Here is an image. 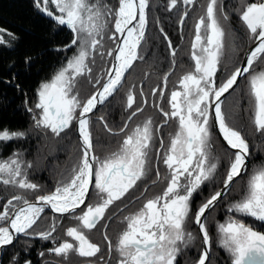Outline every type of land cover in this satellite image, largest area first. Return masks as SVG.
<instances>
[{
	"label": "snow or ice",
	"instance_id": "snow-or-ice-1",
	"mask_svg": "<svg viewBox=\"0 0 264 264\" xmlns=\"http://www.w3.org/2000/svg\"><path fill=\"white\" fill-rule=\"evenodd\" d=\"M34 2L39 10L55 19L59 25H67L73 31L74 38L66 47L79 45L78 54L50 82L41 84L38 90L39 101L35 106L42 112L36 124L38 127L49 128L59 136L70 127L73 120H77L83 154L79 165L73 169L71 178L59 184L51 194L37 197L39 204L29 202L21 195L7 200L0 211V221L7 222L6 226H0V248L11 245L18 234L29 235V230L40 219L45 206H50L56 213H75L76 209L85 204L94 178V187L98 190L100 201L95 205H87L86 211L75 217L79 222L78 226L67 229V236L77 243L66 240L49 250L57 256L66 257L69 252L75 251L80 256L93 257L100 248L90 242L84 229H94L104 218L109 206L124 197L149 171V149L153 139L151 119L146 120L142 126L137 125L126 135L120 149L101 161L92 155L90 120L87 118V114L98 104H103L118 90L133 62L143 59L138 49L144 40L149 0H119L116 10L107 8L100 0ZM183 2L192 4L194 0ZM50 3L55 6L59 15L49 9ZM176 4L177 0H170L169 7H175ZM105 9L106 11H102ZM218 9L226 20L227 16L223 15L218 0H208L206 15L201 16L195 26L191 52L194 70L180 79L181 90L171 92V112H164L166 117L178 118L179 122L178 130L171 138L163 158V163L170 170L167 188L161 195L148 199L136 213L124 217L126 229L116 245L121 257L119 264H176L177 255L181 251L180 245L194 239L192 233L186 232L184 227L191 211L190 200L193 193L217 169V164L210 161L208 152L210 108L214 107L215 119L223 139L235 150L224 180V188L227 189L246 170L249 144L240 131L229 125L221 109V97L233 88L242 74H249V91L254 101V124L257 130L264 132V68L253 71V65L264 60V0L244 6L240 19L249 30V39L257 43L247 55L245 66L236 68L219 86L216 85L215 76L224 48L225 30L217 15ZM104 15L114 17L115 33L121 34L123 40L108 52V55L114 56L116 63L106 73V81L101 83L97 78L96 85L99 88L82 102L78 94L74 93L76 78L85 71L91 72L86 61L91 51L102 46L101 39L97 37L102 36L107 27V20L101 22ZM134 21L136 23L133 26ZM3 31L0 29V32ZM3 42L4 38L0 35V43ZM169 47L171 48V41ZM171 54L173 57L176 55L174 49ZM134 102V95L129 91L128 108H132ZM138 111L142 109L137 108L132 112L129 120ZM124 127L127 128V124ZM123 131L122 128L121 132ZM24 135L23 132L3 129L0 130V142ZM23 163L18 157L0 161V182L25 190L38 189L37 184L28 180L27 172L22 168ZM156 175L159 178L158 170ZM222 194L221 191L215 192L195 214V223L199 225L205 245L198 264H206L209 260L211 244L202 218ZM229 211L264 223V167L249 177L244 195L229 207ZM55 230L53 223L50 231L31 234L49 239ZM219 232L222 234L221 246L229 252L232 264H264V232L255 230L253 226L234 217L220 224ZM25 264L31 262L26 261Z\"/></svg>",
	"mask_w": 264,
	"mask_h": 264
},
{
	"label": "trees",
	"instance_id": "trees-1",
	"mask_svg": "<svg viewBox=\"0 0 264 264\" xmlns=\"http://www.w3.org/2000/svg\"><path fill=\"white\" fill-rule=\"evenodd\" d=\"M206 1L194 0L192 4H185L183 0H177L176 6L170 8V0H149V4L154 3L156 7L153 8L152 6L153 13L150 16L152 24L151 18L148 17L151 26L147 24L149 29H146L144 40L138 49L143 59L134 62V66L126 73L121 87L88 118L95 155L98 153L104 155L106 153L103 151L107 149L116 150V148L121 147L122 140L127 135L129 124L132 122L131 120L139 116L138 113L150 115L156 126L164 128L155 132V143L152 141L154 146L149 149V177L140 180L131 193L128 192L129 195L124 196V198L133 200L132 203L143 200L142 197H144L147 189H144L143 186L145 183L149 184L148 181L157 178V170L159 171V178H161L162 170L159 164L162 163V157L157 148L154 151V147L171 132L175 123L174 118L164 115V112H169L164 101L166 100L165 103L168 104L170 91L177 87L185 73L194 70V62L191 59L192 42L195 26L200 17L206 14ZM253 2H260V0H218L223 15L227 16L226 20L223 19L221 10L218 9L217 15L220 17L227 37L224 39L226 51L221 56L215 76L217 86L223 83L239 66V60L241 61L245 49L254 41L247 36V29L245 30L240 19L244 6ZM185 13H187L186 16ZM153 14L155 21H153ZM181 20H183L182 23ZM0 29L4 30L0 32V35L4 36V42L0 43V130L8 129L12 132L25 134L23 137L0 142V156L6 158L14 153H22L29 159H33L38 156V152L43 153L47 170L42 173V177H38L39 182L37 183L40 184L42 181L46 186L43 192L49 191L59 184L67 182L73 174L70 171L63 179L59 177L60 182H49L51 178L48 177V174L52 171L50 165L60 166V171L64 168L65 163L67 165L65 168L74 166L75 158L78 160L81 158V149L72 132L73 123L59 136H53L51 131L40 136V133L35 131L37 113L39 112L38 108H35L37 92L41 83L51 79L56 71L64 66L69 57L75 53V45L66 47L71 44L74 33L67 25H59L55 19L39 10L34 0H0ZM169 41H171V48ZM230 44L231 47L234 46L232 55L227 52L231 50ZM173 49L176 52L174 57L171 54ZM138 61L141 62L139 69L136 68ZM173 61L175 62L173 63ZM93 65L99 72L103 68L102 62L99 60ZM137 69L138 72H136ZM135 72L138 74H134ZM100 74L97 78L101 80L102 75ZM166 76L167 80L165 81ZM246 76L247 74L242 76L233 90L223 98L221 109L226 121L231 127L240 131L249 147L254 148L255 145V152H249L251 160L248 164L255 162L264 165V134L255 128L252 118V97L247 87ZM96 87L98 85H96L95 80L92 88L95 89ZM129 91L135 98L132 108L127 106ZM137 108L142 109V111L136 112V115L129 120L132 112L136 111ZM125 124H127V128L124 127ZM122 128L124 129L123 132H121ZM210 129L214 137L211 141L214 150H222L225 156L233 154L221 144L211 124ZM251 137L254 139L252 142ZM42 138H44V144H42ZM51 143H55L52 148L50 147ZM39 145L46 146L40 150ZM220 170L221 168L217 174L220 173ZM46 172L47 174H45ZM217 181L213 177L201 184L190 200L191 214H195L197 209L221 186ZM217 183L218 185H216ZM92 194L94 196L93 186L90 195ZM15 195V192L9 194L8 197L7 195H0V211L3 208L2 204ZM21 196L27 198L24 194ZM28 198L27 200H32ZM89 202L87 200L85 205ZM221 202L222 200L206 214L204 223L209 221V215L213 211L216 213L215 218L218 221L225 218V213L218 209ZM113 208L110 206L105 212L104 219H101L103 221L100 220V224L98 223L103 225L100 226L103 227V231L97 229L93 233L94 235H91V242L100 248L95 256L84 257L75 251H71L65 257L50 252V249L67 240L65 229L73 224L70 221V215L58 216L44 211L37 223L29 230L30 234L20 235L15 244L3 252L1 264H25L26 261H30L31 264H117L113 245L110 244L114 239H111L108 233L110 228L117 227L111 223L116 211H113ZM244 221L253 226L255 230L264 232V223L248 216H245ZM53 223L56 230L52 232L51 238L42 239L38 235L31 234L50 231ZM5 224L6 222L2 221L0 225L5 226ZM211 226L212 223H210ZM214 242L212 239L210 260L214 264H232L228 254ZM190 252L191 249L187 254L189 257L192 255ZM41 253L43 255H40ZM195 256L197 257V254ZM184 257L185 255L180 253L176 259V264H185L183 262Z\"/></svg>",
	"mask_w": 264,
	"mask_h": 264
},
{
	"label": "rangeland",
	"instance_id": "rangeland-1",
	"mask_svg": "<svg viewBox=\"0 0 264 264\" xmlns=\"http://www.w3.org/2000/svg\"><path fill=\"white\" fill-rule=\"evenodd\" d=\"M103 1H105V2H103ZM91 2H95V0H91ZM100 2L102 3V4H104V5H106L107 6V8H110V9H112V10H116V9H118V6H119V0H100ZM207 3H208V0L206 1V3H205V5L207 6ZM152 6H153V8L154 7H156V5H154V3H152V5H151V3L149 4V6H148V8L146 9V14H147V24H149V26H151V24H152V18L150 17V16H152V13H153V8H152ZM49 9L50 10H52L56 15H59V12L57 11V9L55 8V6L54 5H52L51 3L49 4ZM102 11H106V9L105 10H102ZM150 11H151V13H150ZM206 15V14H205ZM204 15V16H205ZM148 17H150L151 18V24L149 23V19H148ZM104 20H107L108 21V23H107V27L104 29V31H103V33H102V36H100V37H97L98 39H101V45L102 46H98V48L96 49V50H93V51H91V53H90V55H89V57H88V59H87V61H86V63H87V65H88V68H90L91 69V72L90 73H88L87 71H85V73L83 74V75H80V76H78L77 78H76V82H75V89H74V93L75 94H78V96H79V98H80V100L83 102V101H85L93 92H94V90L97 88H95V89H93L92 88V85H94V83H95V80H97V76L100 74V75H102L100 78H101V83L103 82V80H104V78L106 77V73L108 72V70H109V67H110V63H111V60H112V56H110V55H108V52H109V50H111V49H113L114 48V46H115V44H116V42H117V33H115V28H114V17L113 16H108V15H104V16H102V19H101V22H103ZM153 21H155V18H154V14H153ZM136 23V22H135ZM135 25V24H134ZM243 25H244V28H245V30L247 29V27H246V25L243 23ZM149 26L148 25H146V28H145V33L147 32V30L146 29H149ZM150 30H152V28H150ZM73 32V31H72ZM115 33V39H116V41H115V39H113L112 37H113V34ZM75 35V34H74ZM250 34H249V30L247 29V36H249ZM195 36V35H194ZM4 37V36H3ZM144 37H145V35H144ZM227 37V34H226V32H225V38ZM224 38V39H225ZM193 40H194V38H193ZM143 42V41H142ZM76 46V49H75V53L73 54V55H71L70 57H69V59L65 62V64H64V66H62L59 70H57L56 71V73L51 77V79H49V80H47V81H45V82H50L52 79H53V77L62 69V68H64L66 65H67V63H68V61L70 60V59H72L75 55H77L78 54V47H79V45H75ZM230 48H231V50H228L227 52H228V54H229V52H230V55H232L233 53H234V46L233 47H231V44H230ZM226 51V49H225V46H224V48H223V52H225ZM223 52H222V54H223ZM229 55V56H230ZM222 56V55H221ZM221 56H220V59H221ZM101 61L102 62V67L103 68H101V71L99 72V70L98 71H96V69L94 68V63L95 62H97V61ZM263 61L264 60H262V61H260V62H258V63H256V64H254L253 65V71H258V70H260L261 68H264V63H263ZM135 62V61H134ZM194 62V61H193ZM239 62H241L240 60H239ZM134 64L135 63H133V66H134ZM140 65H141V62L140 61H138V63L136 64V68H140ZM132 66V67H133ZM131 69V68H130ZM129 69V70H130ZM138 69L136 70V72H138ZM128 70V71H129ZM193 70V69H192ZM192 70H190V71H192ZM127 71V72H128ZM135 71V70H134ZM235 71V70H234ZM233 71V72H234ZM134 73V74H138V73ZM188 73V72H187ZM186 74V73H185ZM247 74V73H246ZM246 74H244V75H246ZM243 75V76H244ZM125 77H126V75H125ZM125 77H124V79H125ZM124 79H123V81H124ZM130 79V78H129ZM123 81H122V83H123ZM246 81H247V87L249 88V74H247V76H246ZM216 82V81H215ZM44 83V82H43ZM42 84V83H41ZM122 85V84H121ZM99 86V85H98ZM40 87H41V85L39 86V88H38V90L40 89ZM79 87H80V89H79ZM121 86H119V88H120ZM118 88V89H119ZM93 89V90H92ZM179 90H181V88H180V84H178L177 85V87L175 88L174 87V89H172V91H179ZM91 91V92H90ZM172 91H170V93H169V101H170V97H171V92ZM38 101H39V96H38V92H37V103H38ZM169 101H168V104H166L165 102H166V100L164 101V104L166 105L165 107H168V111L169 112H171V106H170V103H169ZM36 103V104H37ZM105 103V102H104ZM252 104H253V106H252V112H253V107H254V101H253V99H252ZM101 107V106H100ZM99 107V108H100ZM36 108V107H35ZM37 109V108H36ZM39 110V112L37 113V119H40V117H41V112H42V110L41 109H38ZM210 111V110H209ZM79 113V109L77 110V114ZM138 115L139 116H137V117H135L133 120H131L132 122H130V124H129V127H128V131H127V135L128 134H130L131 133V131L137 126V125H143V123L146 121V120H148V119H151V116L150 115H144V114H142V113H138ZM91 116V115H90ZM253 116V115H252ZM253 118V117H252ZM175 119V123H174V125H173V127H172V130H171V132L165 137V138H162L160 141H159V143H158V145H155V147H154V151H155V149L157 148V151L159 150L160 152V156L162 157V163H163V158H164V153L168 150V148H169V146H170V142H171V138L176 134V132H177V130H178V118H174ZM151 121H152V130H153V139H152V141H153V143H155V141H154V139L156 138V136H155V132L157 131V130H159V129H164L163 127H159V126H156V124H155V122L151 119ZM254 121V120H253ZM211 122V113H210V115H209V140H208V152H209V156H210V161L211 162H213V163H216L217 164V169H216V171L213 173V175H212V177L211 178H213V177H215L216 178V180H218L217 182H219L220 184L219 185H222V183H223V181L225 180V178H226V174H227V171H228V169H229V165H230V162H231V158L233 157V154H227L226 156H225V154H224V152L222 151V150H214V147L212 146V144H211V141H212V139H214V137H213V135H212V130L210 129V124L212 125V123H210ZM73 128H72V132L74 133V135H75V132H74V123H75V120H73ZM35 126H36V132L37 133H40L39 135L41 136H43L44 134H46L48 131H51L49 128H45V127H43V126H37V124L35 123ZM71 126V125H70ZM213 127V126H212ZM130 128V129H129ZM255 128H256V126H255ZM156 129V130H155ZM168 129V128H167ZM35 131L33 132V134L35 133ZM52 132V131H51ZM262 134H264V132H261ZM54 133H52V135H53ZM34 136V135H33ZM53 136H56L55 134L53 135ZM75 137H76V135H75ZM67 138V137H66ZM126 138V137H125ZM124 138V139H125ZM77 139V138H76ZM251 142L254 140L252 137H251ZM161 142L163 143V146H161ZM45 142H44V138H42V144H44ZM122 143H123V140H122ZM152 142H151V146H150V149H152L153 148V146H154V144H153ZM254 143H255V141H254ZM54 144L55 143H51V145H50V147L52 148L53 146H54ZM253 144V143H252ZM45 146L46 145H44L43 147L41 146V145H39V149L41 150V148H45ZM251 148V149H250ZM38 149V150H39ZM81 149V148H80ZM120 149V147L119 148H116V150L114 151V150H111V149H107L106 151H103V153H106V154H104V155H100L99 153L97 154V155H95V153L93 152V154H94V156H96V157H98L99 158V160H104L105 158H107V157H109L111 154H112V152L114 151V152H117L118 150ZM92 151H93V147H92ZM44 152V151H43ZM113 152V153H114ZM249 152L251 153H254L255 152V145H254V148H252V146H250L249 147ZM102 152H101V154H103ZM110 153V154H109ZM223 153V154H222ZM249 153V155H248V157H249V159H248V163H249V161L251 160L250 159V157H251V154ZM14 154H16L15 156H14ZM14 154H12L11 156H9V157H6V158H3V157H1L0 156V161H7L9 158H19L20 160H22L24 163L22 164V168L24 169V170H26V172H27V178H28V180L30 181V182H32V183H34V184H37L38 186H39V188L38 189H36V190H25V189H21V188H19L18 186H16V185H12V184H9V185H4L2 182H0V195L2 196H5V195H7V197H8V195L9 194H11V193H13V192H15L16 193V195H22V194H24V195H26L27 196V198L28 197H30V198H28V199H32V200H35L37 197H39V196H42V195H48V194H51L52 192H54L55 191V189H56V187L54 188V189H52V190H49V191H45V192H43L44 190H45V184H43L42 183V181H40L41 183L40 184H38L37 182H39V179H38V177H42V173L45 171V170H47V168H45V159H44V156H43V153H37L38 154V156H35L33 159H29L27 156H25V155H23L22 153H14ZM82 150H81V157H82ZM80 160H81V158L78 160L77 158H75V160H74V163H75V165L74 166H71V167H68V168H65L67 165H66V163H65V165H64V168H62V170L60 171V166H58V165H56L55 167L53 166V164L52 165H50V167L52 166V171L51 172H49V174H48V177H50L51 179H50V181L49 182H51V181H53V182H60V178H64V177H66L67 175H68V173L71 171V172H73V169L75 168V167H77L78 165H79V163H80ZM160 163L159 165L161 166V170H162V173H161V178H155V179H153V180H151V181H148L149 182V184H147V183H145L144 185L145 186H143V188L145 189V188H147L146 189V191H145V194H144V197H142L143 198V200L141 201V200H139V201H135L134 203H132L133 202V200H130V198H127V197H122L120 200H118V201H115L112 205H110L111 207H114L113 208V211H115L114 212V214H113V218H112V221H111V223H112V225H116L117 227L116 228H118L117 229V232H116V228H114V227H112V228H110L109 230H110V232L108 231V233H109V235L111 236L110 238L111 239H114L112 242H110V244L111 245H113V250H114V255H115V257H116V263L117 264H119V260L121 259V257H120V255H119V253H118V251L116 250V245H117V242H118V238L120 237V235L122 234V232L126 229V222L124 221V217H126V216H129L130 214H133V213H136L140 208H142L143 207V205L146 203V201L148 200V199H152V198H154V197H156V196H158V195H161L162 193H163V191L164 190H166V188H167V184H168V178L170 177V170L167 168V166L163 163ZM31 165V167H28V165ZM221 165H223L222 167H221ZM150 166V163L148 164V168H150L149 167ZM159 166V167H160ZM262 167H264V165L263 164H258V163H251V164H247V169H246V171L244 172V174L243 175H241L239 178H237L232 184H231V186H230V188L228 189V191L225 193V195L221 198V200H222V202H221V204L219 205V207H218V209L219 210H221V211H223L224 213H225V218L223 219V220H221V221H218L217 220V218H215V215H216V213L213 211V212H211L210 213V215H209V218H208V220L210 221V223H212V226L210 227V223H209V221H207L206 223H205V225H206V228H207V230H208V233H209V237H210V241L212 242V239H214V243H215V245H217V246H220L225 252H226V254H228L227 256H228V258H229V260H230V262L232 263V258H231V256H230V254H229V252L226 250V249H224L222 246H221V233L219 232V225L220 224H224V223H226L228 220H229V218H236V219H238V220H242L244 223H245V221H244V218H245V216L244 215H242V214H240V213H236V212H230L229 211V207L232 205V204H234L235 202H237V201H239L241 198H242V196L244 195V193H245V191H246V189H247V183H248V180H249V177L256 171V170H258V169H260V168H262ZM49 168V167H48ZM221 168V170H220V173L219 174H217V171L219 170ZM34 173V174H33ZM33 174V175H32ZM45 174H47V172L45 173ZM73 175V174H72ZM148 176V174L143 178V179H146V177ZM60 177V178H59ZM149 177V176H148ZM211 178L209 179V180H211ZM148 179V178H147ZM182 180H183V178H182ZM209 180H207V181H209ZM155 181V183H153ZM48 182V183H49ZM94 180H93V184H92V186H93V192H94V196H93V194L92 195H90L89 194V197H88V201H90L89 203H87L85 206L83 205L80 209H78L77 211H75V212H77V213H70V214H65V215H70V217H71V222H72V226H70V227H77L78 226V224H79V222L75 219V217L76 216H79V215H81L82 213H83V211H86V208H87V205H95L96 203H98L99 201H100V197H98V195H97V192H98V190L97 189H95V187H94ZM139 182V181H138ZM137 182V183H138ZM216 185H218V183L216 184ZM216 187H218V186H216ZM216 187H215V189H216ZM92 188V187H91ZM218 190V189H217ZM216 190V191H217ZM131 191H132V189L129 191V193H131ZM215 191V192H216ZM91 192V191H90ZM214 192V191H213ZM214 192V193H215ZM2 193V194H1ZM129 193H127L128 195H129ZM195 193V192H194ZM194 193H193V195H194ZM213 193V194H214ZM182 194H183V192H182ZM127 196V195H126ZM1 198V197H0ZM27 198H25V199H27ZM91 198H92V200H91ZM8 199H11V198H8ZM7 199V200H8ZM7 200L4 202V204L7 202ZM28 201H30V200H28ZM132 201V202H131ZM141 201V202H140ZM87 202V201H86ZM132 204H131V203ZM130 203V204H129ZM4 204H2V206H4ZM115 204H118V205H115ZM109 206V207H110ZM126 206H129L128 208H125ZM123 208H125V209H123ZM199 209V208H198ZM197 209V210H198ZM2 210H3V208H2ZM212 210V209H211ZM46 212H49V211H47V210H45ZM106 212H107V210H106ZM197 212V211H196ZM50 213V212H49ZM52 214V213H51ZM196 214V213H195ZM195 214H191V213H189V216H188V218L186 219V222H185V225H184V227H185V231L186 232H191L192 233V235H193V237H194V239H192L191 241H188L186 244H181L180 245V247H181V251L179 252V254L178 255H180V253H182L183 255H185V257H184V260H183V262H185V264H195L198 260H199V258H200V255H201V252H202V247H201V244H200V239H199V236H198V233H197V228H196V226H195ZM53 215H55V214H53ZM58 216H60V215H58ZM104 219V218H103ZM101 221H103V220H101ZM101 221H99V222H101ZM1 222L2 221H0V224H1ZM98 222V223H99ZM97 223V225H96V228H94V229H91V230H87V229H84V232H85V235L87 236V238L90 240V238H91V235H94L93 233L94 232H96V230L97 229H100L101 231H103V227H100V226H103V225H99ZM247 224V223H246ZM6 225V224H5ZM114 225V226H115ZM1 226V225H0ZM106 226V225H105ZM108 226V225H107ZM70 227H68V228H70ZM98 227V228H97ZM67 228V229H68ZM114 228V229H113ZM67 229H65L66 230V233H67ZM20 235H22V234H19L18 235V237L20 236ZM17 237V238H18ZM67 238V241H69V242H73L74 244L75 243H77V242H75V241H73V238H71V237H66ZM17 240V239H16ZM16 242V241H15ZM90 242H91V240H90ZM93 243V242H92ZM15 244V243H14ZM13 244V245H14ZM95 244V243H94ZM13 245H11V246H13ZM11 246H9L8 248H10ZM8 248H6V249H8ZM5 249V250H6ZM191 249V252H190V254H192L191 255V257H189L187 254H188V252H189V250ZM4 250V251H5ZM112 250V251H113ZM3 251V252H4ZM197 254V257L195 256ZM178 255H177V257H178ZM210 256H211V250H210ZM209 256V260L207 261V263L206 264H214L211 260H210V257ZM192 258H195V259H192ZM103 262H104V260H103ZM0 264H1V262H0Z\"/></svg>",
	"mask_w": 264,
	"mask_h": 264
},
{
	"label": "water",
	"instance_id": "water-1",
	"mask_svg": "<svg viewBox=\"0 0 264 264\" xmlns=\"http://www.w3.org/2000/svg\"><path fill=\"white\" fill-rule=\"evenodd\" d=\"M119 7V6H118ZM135 22L136 21H134L133 22V26H134V24H135ZM118 35H117V42H116V44H115V46H114V48L119 44V43H122V40H123V37L121 36V34H119V33H117ZM256 41H253L246 49H245V51H244V53H243V55H242V58H241V62H240V64H239V66L237 67V68H242V67H244L245 66V61H246V57H247V55L249 54V52H250V50L252 49V48H254L255 47V45H256ZM115 63H116V61L114 60V56H112V60H111V63H110V67H109V69H111L114 65H115ZM134 63V62H133ZM127 73V72H126ZM126 73H125V75H126ZM244 74H242L240 77H238V81H237V83L233 86V88L238 84V82H239V80L241 79V77L243 76ZM230 77V76H229ZM228 77V78H229ZM106 81V77L104 78V80H103V82H105ZM226 81V80H225ZM102 82V83H103ZM99 88V86L94 90V92H96L97 91V89ZM233 88L232 89H229V91L228 92H226L222 97H221V101L223 100V98L229 93V92H231L232 90H233ZM93 92V93H94ZM93 93L89 96V97H91L92 95H93ZM88 97V98H89ZM111 97V96H110ZM110 97H108V99L110 98ZM87 98V99H88ZM86 99V100H87ZM107 99V100H108ZM85 100V101H86ZM106 100V101H107ZM105 101V102H106ZM104 104V103H103ZM103 104H98L97 105V107L91 112V113H89V114H87V118H89V116L91 115V114H93L100 106H102ZM210 113H211V122H212V126H213V129H214V131H215V133H216V135H217V137H218V139H219V141L221 142V144L225 147V148H227V149H229L230 151H232L233 153L235 152V150L234 149H231L230 148V146L227 144V142L223 139V136H222V134L220 133V131H219V126H218V122L216 121V119H215V115H214V107H212V108H210ZM74 132H75V135H76V138H77V140H78V142H79V144H80V148H81V150H82V153H83V144H82V139H81V136H80V134H79V132H78V121L77 120H75V123H74ZM92 155H94L93 154V151H92ZM248 159H249V157H247V160H246V169H247V164H248ZM246 171V170H245ZM244 171V172H245ZM244 172L241 174V175H243L244 174ZM239 178V177H238ZM237 179V178H236ZM235 179V180H236ZM93 180H94V178H93ZM234 180V181H235ZM233 181V182H234ZM232 182V183H233ZM231 183V184H232ZM92 184H93V182H92ZM92 184L90 185V190H89V194H90V191H91V187H92ZM231 184L229 185V187L227 188V189H225L224 188V181H223V183H222V185L218 188V190L217 191H221L223 194H222V196L215 202V204H214V206L221 200V198L225 195V193L228 191V189L230 188V186H231ZM216 191V192H217ZM215 194V193H214ZM213 195V194H212ZM211 195V196H212ZM210 196V197H211ZM89 197V196H88ZM209 197V198H210ZM208 198V199H209ZM88 199V198H87ZM87 199H86V201H87ZM207 199V200H208ZM206 200V201H207ZM86 201H85V203H86ZM205 201V202H206ZM29 202H32V203H37V204H39V201L37 200V198L35 199V200H30ZM204 202V203H205ZM203 203V204H204ZM202 204V205H203ZM83 205H85V204H83ZM83 205H81L78 209H80ZM201 205V206H202ZM213 206V207H214ZM213 207H211L210 209H208L207 211H206V213H205V215H204V217L202 218V220H203V222H204V219H205V216H206V214L213 208ZM78 209H76V211L78 210ZM45 210H47V211H49L50 213H52V214H55V215H65V214H70V213H64V214H61V213H56V212H54L52 209H51V207L50 206H45ZM6 224H7V222H6ZM6 226V225H5ZM195 226H196V228H197V232H198V236H199V239H200V244H201V247H202V252L204 251V249H205V245H204V242H203V236H202V233H201V230H200V228H199V225H197L196 223H195ZM19 235V234H18ZM18 235L16 236V238L14 239V241H13V243L11 244V245H13L14 243H15V241H16V239H17V237H18ZM11 245H8V246H5V247H2V248H0V262H1V259H2V254H3V251L6 249V248H8L9 246H11ZM201 252V253H202ZM209 256H210V253H209ZM207 263V262H206ZM195 264H198V261L195 263Z\"/></svg>",
	"mask_w": 264,
	"mask_h": 264
}]
</instances>
